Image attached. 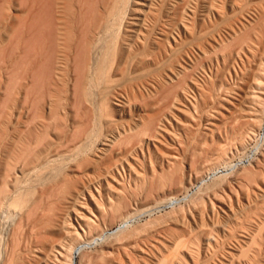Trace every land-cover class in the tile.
Returning a JSON list of instances; mask_svg holds the SVG:
<instances>
[{"label": "bare ground", "instance_id": "bare-ground-1", "mask_svg": "<svg viewBox=\"0 0 264 264\" xmlns=\"http://www.w3.org/2000/svg\"><path fill=\"white\" fill-rule=\"evenodd\" d=\"M258 58L264 76V0H0L1 264H199L236 232L252 253L264 209L242 205L224 235L189 219L229 175L263 167L264 79L250 80L253 113L223 93ZM224 110L244 120L229 154L208 168L207 147L192 152L204 167L160 195L199 137L226 146ZM148 234L160 243L146 249Z\"/></svg>", "mask_w": 264, "mask_h": 264}, {"label": "rangeland", "instance_id": "rangeland-1", "mask_svg": "<svg viewBox=\"0 0 264 264\" xmlns=\"http://www.w3.org/2000/svg\"><path fill=\"white\" fill-rule=\"evenodd\" d=\"M259 60H260V58H258V64L256 65L257 67L255 66L253 69H250V71H248L247 74L245 75L244 80H239L235 77V80L232 82L231 88L228 90L225 88L223 89L224 95L234 99L239 104L241 109L245 110V112L253 113V112H255L254 109L257 108L254 106L253 101L250 97V95H251L250 92L252 89L251 85L253 83L252 81L250 82V80H253V78H258V77L264 79V76L260 72L261 71L260 70L261 69V67H260L261 63ZM228 91H230V92H228ZM224 113L225 114L221 117L216 114V117L215 116L212 117V121L220 123L221 127L224 128V129H222L223 132L221 131L222 132L221 134L223 136V139H225L226 146L224 147L219 143L221 138L219 139L218 131H216L214 140L211 139L212 135L207 133V145H205L203 143L202 138L199 137L198 140L193 142L192 147H191L189 154H188V158L183 159L184 164L183 163L181 164L182 170H180V169L178 170L177 167H174L177 170V171H175V170H173V168H171V169L168 168L169 167L168 164L164 165V167L166 168V171L171 170V172H172V170H173L172 173L175 174V175H173V177H175V178H173L172 181H169L172 184L167 182V183H165V185L163 187L158 189V193L160 195H163L164 192H167V191L175 188L176 186H178L177 185L178 182H177L176 177L180 176V177H185V179H186V177H190V175L195 174L196 169H201L204 167L203 163L202 164H200V163L192 164V161L190 162L191 159L189 157H192V155H194V154L199 155L205 147H207V149H208L207 150V160H208L207 166H208V168L213 166V164L217 161L218 156L220 154H223L224 156H226V154H229L231 149H230V147L227 146V143H230L232 141V139H234L233 134L230 131L231 130L230 124L231 125L236 124V122H238V120L242 124V122H244V120L239 115L232 117L229 111L224 110ZM263 121H264V116H263ZM249 122L252 124L254 123L253 120H249ZM222 125L225 127H223ZM238 125H240L239 122H238ZM207 126H209V125H207ZM208 130L209 129H207V132H208ZM227 138H228V140H227ZM179 145H182V147H180ZM183 146H185V147H183ZM177 147H179V149H183V148L185 149L187 146H186V143L184 142V143L178 144ZM191 153H192V155H191ZM229 156H231V155H229ZM227 158H228V156H227ZM262 164H263V167H261L262 165L258 167V166H256V164H254L253 170H255V171H253V173H247L244 170H240L234 174L229 175L227 181L221 187H219L216 191H212V192H209L206 194L205 203L203 204V206L205 207V211H204L203 215L202 214L196 215L195 217L189 219L190 225L193 228L192 231L194 234L196 231L195 229L198 230L199 227H202L205 229H208V228L212 229V230H214L215 233L218 232L219 234L221 233L224 235V229H226L227 226H230V224L234 221V219L232 217V212L238 211L242 207V205H245V206L251 205L250 208H252L253 210L257 209L258 212H261L264 209V162ZM195 166H197V167H195ZM191 167H193L194 169H192ZM156 168L159 171H161L162 165L159 162H157ZM179 173H181V174H179ZM219 174H221V173H218V175ZM212 176H213V173H211L210 175L207 174V177L205 176V178H206V180H209V178ZM244 176H246V177H244ZM247 178H249V179H247ZM174 180H176V182H174ZM188 180L185 183L187 184V186H189L190 189L193 190L195 185L194 186L188 185ZM233 180H236V181H233ZM246 180H248V181H246ZM252 182L254 183V185ZM195 184H197V183H195ZM146 194L147 193H144L141 196V198H139L135 204L142 206L144 203H146L145 205H148L149 204V200H148L149 197ZM179 194H181V192ZM255 196H258V197L260 196L259 200L258 199L255 200V198H254ZM261 197L263 198L262 200L260 199ZM252 200H255V202H253ZM206 203H208V204H206ZM214 203H215V205H214ZM231 204L233 205L234 209H229V208H232L230 206ZM210 205H211V207H210ZM213 206H215V207H213ZM212 208H214L215 210L217 209V211L220 212V215L218 217L214 218L213 213L211 211ZM214 220L218 221L217 226L215 228L212 226V222ZM172 226L177 227L173 221H168L165 225H163L159 228V230L162 232L164 230V232L166 234L162 233V236H164V237H162L161 235H158L157 238L160 240V242L163 241L164 243H167L169 245V250L164 251L165 256L170 251L173 253V250H171V249H173L175 247L174 244L172 243L173 242L172 239H170L167 236V232H166V230H167L166 228H170ZM178 227L180 229L183 228L182 225H178ZM205 229H201L202 231H200V232L205 233L206 232ZM199 230L196 232L198 233ZM209 231L210 230H208L207 232H209ZM178 232H180V231H178ZM184 234L185 233H183V234L180 233L179 235H182V236H179V235H175V236H176V238H180V237H184ZM185 235L189 236L188 234H185ZM177 236H179V237H177ZM143 238L144 239H142V240H144L145 245H147V246H144V247H146V249H148V247L150 248L151 245H156V244L160 243V242H156V241H158V239H156V241L154 239V241H153V238L151 239V235H149V234L147 236L145 235ZM238 238H239L238 232H236L234 235H231V236H227V237L223 236V241L219 245V247L217 249V253L214 254V252H211L210 250H208V247H207V253L205 251H203V253L201 254V260H200L199 264H222V263L223 264H264V229L262 230V235L258 237L257 243L251 248L254 251L252 253H249L248 255L239 253L240 250H239ZM147 239H148V242H151V243L147 244L148 243ZM138 241L139 240L137 238L132 237L129 239V241L125 242L124 244H125V246L128 245V249L130 250L131 246H133ZM236 249H237V251H236ZM231 252L236 253V255L233 257L231 255ZM254 252L256 253V258L251 259L249 261L248 257H251V254L253 255ZM114 254H115L114 257H109V258H107V260L97 259L96 261L98 262L100 260L101 262H103V263L98 262L99 264H115L113 258L117 257V252H115ZM0 264H1V262H0Z\"/></svg>", "mask_w": 264, "mask_h": 264}]
</instances>
